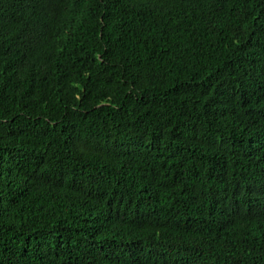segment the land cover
Segmentation results:
<instances>
[{
  "label": "trees",
  "instance_id": "trees-1",
  "mask_svg": "<svg viewBox=\"0 0 264 264\" xmlns=\"http://www.w3.org/2000/svg\"><path fill=\"white\" fill-rule=\"evenodd\" d=\"M0 264H264V0H0Z\"/></svg>",
  "mask_w": 264,
  "mask_h": 264
}]
</instances>
